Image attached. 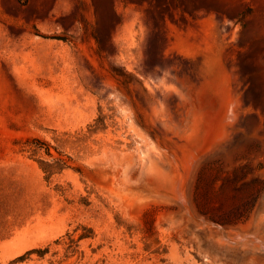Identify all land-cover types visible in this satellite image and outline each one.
I'll return each mask as SVG.
<instances>
[{"label": "rangeland", "instance_id": "374dc122", "mask_svg": "<svg viewBox=\"0 0 264 264\" xmlns=\"http://www.w3.org/2000/svg\"><path fill=\"white\" fill-rule=\"evenodd\" d=\"M0 264H264V0H0Z\"/></svg>", "mask_w": 264, "mask_h": 264}, {"label": "trees", "instance_id": "16d2710c", "mask_svg": "<svg viewBox=\"0 0 264 264\" xmlns=\"http://www.w3.org/2000/svg\"><path fill=\"white\" fill-rule=\"evenodd\" d=\"M32 143L33 144H32V146H30L29 150L32 151L33 154H37L40 150H42V147H43L42 145H45L44 142H42L40 139H37V138L32 140ZM46 153H47V155L52 157L53 160L51 162L41 161L40 167L47 174V178H49L56 171H61L66 166H64L65 164H63V163H65L64 159L61 157L55 158L54 155L51 153L49 147L46 149ZM79 228H81L83 230V232L79 235L78 239H75L71 234H67V236L69 237V240H70L68 242V249L73 251V252L76 251L75 247H78L77 243L79 241L95 237L94 230L92 228H88L86 226H80ZM36 251L43 258L44 255L49 251V248L40 249V250H36ZM30 253L31 252H28L26 255L20 257L19 260H24L25 258H27V255Z\"/></svg>", "mask_w": 264, "mask_h": 264}, {"label": "bare ground", "instance_id": "6f19581e", "mask_svg": "<svg viewBox=\"0 0 264 264\" xmlns=\"http://www.w3.org/2000/svg\"><path fill=\"white\" fill-rule=\"evenodd\" d=\"M230 100H231V99H230ZM230 100H229V101H230ZM220 121H221V120H220ZM218 124H219V123H218ZM178 193H179V192H178ZM227 238H228V237H227ZM228 240H229V239H228Z\"/></svg>", "mask_w": 264, "mask_h": 264}]
</instances>
